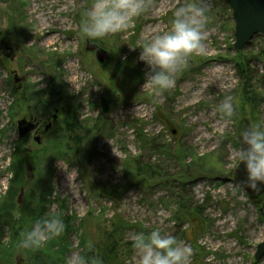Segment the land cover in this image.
Wrapping results in <instances>:
<instances>
[{
    "label": "rangeland",
    "instance_id": "obj_1",
    "mask_svg": "<svg viewBox=\"0 0 264 264\" xmlns=\"http://www.w3.org/2000/svg\"><path fill=\"white\" fill-rule=\"evenodd\" d=\"M91 2L0 0V264H67L74 254L100 264L99 234L112 225L125 244L121 264H137L131 237L141 228L174 236L191 250L189 264H264V256L255 258L264 202L234 180L241 121L264 123V35L235 50L233 10L226 0H203L205 52L157 95L142 88L148 67L136 46L142 34L170 27L187 0H149L134 28L94 41L110 52L104 63L80 31ZM108 91L113 101L103 111ZM226 96L237 110L230 121L216 111ZM56 113L41 144L32 133L19 138L18 120L48 122ZM75 116L92 131L86 158L69 149L66 125ZM27 158L34 178L19 204L10 190L27 180ZM136 158L158 166V175L137 174ZM182 196L190 197L188 208ZM48 215L64 221V233L39 249H18L23 232Z\"/></svg>",
    "mask_w": 264,
    "mask_h": 264
},
{
    "label": "clouds",
    "instance_id": "obj_2",
    "mask_svg": "<svg viewBox=\"0 0 264 264\" xmlns=\"http://www.w3.org/2000/svg\"><path fill=\"white\" fill-rule=\"evenodd\" d=\"M149 6V0H92L81 12V35L91 42L125 34L134 28L136 20ZM207 21L203 0H187L174 11L170 27L142 34L136 46L141 49L138 59L148 67L142 88L158 95L175 86L176 75L188 66L189 59L205 52ZM216 111L226 121L233 119L237 112L233 97L226 96ZM237 134L240 143L237 159L245 166L248 187L257 189L258 182L264 184V123L243 126ZM64 231L65 223L58 215L40 217L23 232L17 247L39 249ZM131 245L137 264H189L191 250L174 236L163 235L159 229L133 234ZM67 264H98V260L74 254Z\"/></svg>",
    "mask_w": 264,
    "mask_h": 264
},
{
    "label": "water",
    "instance_id": "obj_3",
    "mask_svg": "<svg viewBox=\"0 0 264 264\" xmlns=\"http://www.w3.org/2000/svg\"><path fill=\"white\" fill-rule=\"evenodd\" d=\"M231 9L233 10V18L235 20V42L234 48L239 51L242 50L249 41L256 34L264 35V0H226ZM86 50L94 53L95 57L100 63L106 62L110 58V52L105 47L99 45L94 41H88L86 39ZM23 80L17 73H15V82ZM53 120L49 119V122L45 126V132H48L53 127V121L56 122L58 115L54 114ZM40 121H34L32 119L22 118L18 120V132L19 137L23 138L30 132L34 131L39 125ZM248 121L246 119L242 120L240 127L248 126ZM34 140L38 143H42V137L40 135H35ZM246 147V146H244ZM27 177L29 179L34 178V165L30 162H26ZM247 173L243 162L239 163L234 172V180L237 184H240L244 188L250 198L257 204L264 201V184L258 182L257 189L249 188L246 183ZM25 189L22 188L19 196L18 202L21 204L23 202ZM264 256V240L257 245L255 258H261ZM20 259L18 263H21Z\"/></svg>",
    "mask_w": 264,
    "mask_h": 264
},
{
    "label": "trees",
    "instance_id": "obj_4",
    "mask_svg": "<svg viewBox=\"0 0 264 264\" xmlns=\"http://www.w3.org/2000/svg\"><path fill=\"white\" fill-rule=\"evenodd\" d=\"M241 67H242V71L245 72V70H244L245 65L241 64ZM51 93H53V92H51ZM112 101H113V92L108 91L107 95L104 98V109H103V111H107L110 108ZM82 128H84L85 130L82 131L81 130ZM77 129H79V133L76 132ZM90 133H92V131L87 130L86 125L83 122L79 121V118H77V116H75L72 119V121L67 123V125H66V134H67V140L69 142V149H74V152L76 154H79L81 152V157L86 158V156L89 155V152H87L84 149V147H87L85 145L90 140V138H89ZM25 160H26V162L30 161L28 158ZM26 162H25V164H26ZM134 162H135L137 174L139 173V171L144 169L145 173H154V174L158 175L156 173L158 170V166H153L150 163H143L138 158L134 159ZM14 164H15V162H14ZM183 166H184V169H186V171H188L190 173L189 169L191 168V165L188 163H184ZM25 170H26V167H25ZM26 174H27V172H26ZM167 178L165 180L170 181ZM18 179H19L18 174H15L14 178L12 179V183H14V184L17 183ZM31 181L32 180L27 179L26 181H24L22 183L21 182L19 184L17 183L16 187H13V185H12V190H10V192H13V190H15V192L16 191L19 192L22 188L26 189V186ZM180 186L182 187L183 183H181ZM190 201L191 200H190L189 196H182L181 200H180L181 208L189 205ZM187 208H188V206H187ZM7 215L9 216L10 213H7ZM180 215H185L184 210H181ZM9 217H11V216H9ZM113 227H114V225H112L110 230L106 229L104 232H100V234H99V242L97 245V252H98L97 256H99L100 264H121L119 261V257H120L121 249H122L123 245H125V244H121L119 242V240L116 237L117 231ZM0 229H1L0 232H2L3 225L0 226ZM141 230H142V232H144V229L141 228ZM58 255H60V254H58ZM55 263H58V259H56ZM62 263L65 264L63 261H62Z\"/></svg>",
    "mask_w": 264,
    "mask_h": 264
},
{
    "label": "flooded vegetation",
    "instance_id": "obj_5",
    "mask_svg": "<svg viewBox=\"0 0 264 264\" xmlns=\"http://www.w3.org/2000/svg\"><path fill=\"white\" fill-rule=\"evenodd\" d=\"M32 120H34V121H40V123H39V125L36 127V129L34 130V131H32L31 133H32V135H33V137L35 136V135H40L41 137H42V139H44V136H45V134L47 133V132H45V126H46V124L49 122V120H48V122H46L45 120H43V119H37V118H31ZM49 119H51V118H49ZM31 133H29V134H31ZM28 134V135H29Z\"/></svg>",
    "mask_w": 264,
    "mask_h": 264
},
{
    "label": "bare ground",
    "instance_id": "obj_6",
    "mask_svg": "<svg viewBox=\"0 0 264 264\" xmlns=\"http://www.w3.org/2000/svg\"><path fill=\"white\" fill-rule=\"evenodd\" d=\"M51 39H54V38L52 37ZM54 53H55V52H54ZM57 53H58L60 56L63 55V54H61L60 52H57ZM55 54H56V53H55ZM55 54H54V55H55ZM59 55H58V56H59Z\"/></svg>",
    "mask_w": 264,
    "mask_h": 264
}]
</instances>
